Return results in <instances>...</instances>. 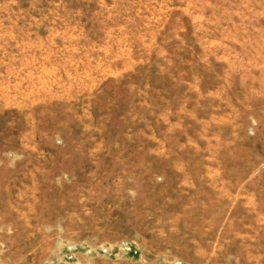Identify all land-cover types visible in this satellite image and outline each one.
I'll list each match as a JSON object with an SVG mask.
<instances>
[{
	"label": "rangeland",
	"instance_id": "obj_1",
	"mask_svg": "<svg viewBox=\"0 0 264 264\" xmlns=\"http://www.w3.org/2000/svg\"><path fill=\"white\" fill-rule=\"evenodd\" d=\"M0 264H264V0H0Z\"/></svg>",
	"mask_w": 264,
	"mask_h": 264
}]
</instances>
